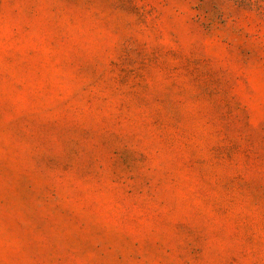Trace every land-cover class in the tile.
<instances>
[{"label": "rangeland", "instance_id": "rangeland-1", "mask_svg": "<svg viewBox=\"0 0 264 264\" xmlns=\"http://www.w3.org/2000/svg\"><path fill=\"white\" fill-rule=\"evenodd\" d=\"M0 264H264V0H0Z\"/></svg>", "mask_w": 264, "mask_h": 264}]
</instances>
